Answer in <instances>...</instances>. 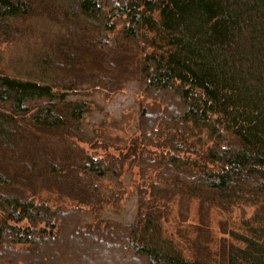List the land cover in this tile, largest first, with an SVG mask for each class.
Returning <instances> with one entry per match:
<instances>
[{
  "label": "trees",
  "instance_id": "trees-1",
  "mask_svg": "<svg viewBox=\"0 0 264 264\" xmlns=\"http://www.w3.org/2000/svg\"><path fill=\"white\" fill-rule=\"evenodd\" d=\"M38 24L0 73V264H264V0H0V45ZM132 81L125 134L91 100Z\"/></svg>",
  "mask_w": 264,
  "mask_h": 264
},
{
  "label": "rangeland",
  "instance_id": "rangeland-1",
  "mask_svg": "<svg viewBox=\"0 0 264 264\" xmlns=\"http://www.w3.org/2000/svg\"><path fill=\"white\" fill-rule=\"evenodd\" d=\"M40 31L38 38L25 40L20 43H5L0 45V51L2 54V61L0 63V73H4L6 75H19L21 77H30V73L34 71L31 65V54L35 50H38L42 46V42L45 37L48 36L49 33L52 31H57V28H49L48 26L38 24ZM121 29V25H118L117 30ZM52 30V31H50ZM49 32V33H48ZM46 33V34H45ZM43 37V38H42ZM34 42V43H33ZM107 55V54H106ZM109 58V54L107 55ZM110 59V58H109ZM27 77V78H28ZM143 91V90H142ZM142 92L138 87V84L135 82H129L125 85L123 91L115 94L113 96H109L105 99L103 97L93 99L95 105L100 110L97 115L101 114V117H104V122H116L121 123L123 126L124 133H128L130 129L134 126V120H136L140 105L145 106L147 103L152 102V99H149L145 94L144 97L142 96ZM103 99V100H102ZM129 118L127 122H122V118ZM97 119V116L94 118V115L88 118V122L91 123ZM87 124V123H86ZM113 131L111 129H108ZM115 132V131H113ZM129 134V133H128ZM88 148L87 146H85ZM110 152H113L110 150ZM97 154L99 156L104 155L103 151H98ZM133 173L137 174V169L132 171ZM139 181V178H138ZM103 188L107 187V182L102 183ZM131 195V194H130ZM72 205L71 203H69ZM124 212L119 214L118 216L112 217V219L116 221H121L125 223H131L133 220V215L135 214V206L136 201L133 196H130L128 200H126ZM190 209V221L196 222V213L195 207L197 206L195 203L191 204ZM245 215L249 216L253 210L251 208L244 207ZM243 216V212L241 210H235L232 218H227L226 216L219 215L216 212L211 214V230L215 238H219L221 236L218 228L219 221L223 219L229 220V225L231 228L236 229L240 232L244 230L240 227V220L239 218ZM175 213H172L169 216V221L167 222V227L173 226L175 223ZM189 221V222H190Z\"/></svg>",
  "mask_w": 264,
  "mask_h": 264
},
{
  "label": "bare ground",
  "instance_id": "bare-ground-1",
  "mask_svg": "<svg viewBox=\"0 0 264 264\" xmlns=\"http://www.w3.org/2000/svg\"><path fill=\"white\" fill-rule=\"evenodd\" d=\"M222 155V154H221Z\"/></svg>",
  "mask_w": 264,
  "mask_h": 264
}]
</instances>
